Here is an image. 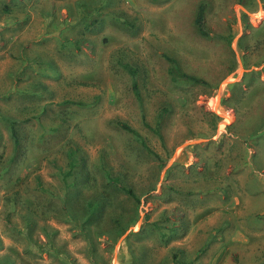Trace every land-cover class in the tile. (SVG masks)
I'll use <instances>...</instances> for the list:
<instances>
[{"label": "rangeland", "instance_id": "obj_1", "mask_svg": "<svg viewBox=\"0 0 264 264\" xmlns=\"http://www.w3.org/2000/svg\"><path fill=\"white\" fill-rule=\"evenodd\" d=\"M74 1L0 0V264H264V0Z\"/></svg>", "mask_w": 264, "mask_h": 264}, {"label": "crops", "instance_id": "obj_2", "mask_svg": "<svg viewBox=\"0 0 264 264\" xmlns=\"http://www.w3.org/2000/svg\"><path fill=\"white\" fill-rule=\"evenodd\" d=\"M13 1V4H15L17 1H14V0H12ZM59 2H58V5H62V0H58ZM22 3H24V6L26 5V3H25V0H20V2H17V4H22ZM74 3H79L78 2V0L77 1H74ZM68 10V9H67ZM30 13H33V12H29V14H27V15H30ZM11 18H12V16H11ZM30 18H26L25 16H24V18H22V19H20V20H18V19H14V17L12 18V23H13V30L15 31V30H17V29H21L20 30V32L21 31H23L24 29H25V31H27L28 30V28H29V26L31 25H33V19H31V20H29ZM48 21L46 20V21H44V23H47ZM43 23V26H45V24ZM3 25H4V23H3ZM1 28L3 29V26H1ZM0 28V29H1ZM1 29V30H2ZM12 29V28H11ZM20 32H18V30L17 31H15V33L13 34V38L12 39H17L18 37H19V34L20 35H22V33H20ZM23 35H25L24 33H23ZM33 58L34 57H27L26 56V60L28 61V60H33ZM253 163H254V159H252L251 160V168L253 169ZM261 195L262 194H259V197H254V194H253V197L250 199V200H263L262 198H260L261 197ZM232 200H243V198H240V197H235V198H233ZM246 200V199H245Z\"/></svg>", "mask_w": 264, "mask_h": 264}, {"label": "trees", "instance_id": "obj_3", "mask_svg": "<svg viewBox=\"0 0 264 264\" xmlns=\"http://www.w3.org/2000/svg\"><path fill=\"white\" fill-rule=\"evenodd\" d=\"M204 11H205V8H204V6L202 5V6L200 7V9H199V13H198V16H197V19H196V23H197V25H198V27H199L201 33L204 34V35H208L209 32H208V30H207V28H206V25H205ZM172 62L175 63L174 61H172ZM172 73L174 74V76L186 77V78H188V79H192V80H194V81H196V82H200V83H204V82H205L204 80H201V79H198V78H195V77L189 76V75H187V74H185V73H183V72H180V71L176 68V66H174V67L172 68ZM122 125H123V127H124L125 129H127V130H129V131H131V132H133V133H136V132L134 131V129L131 128L129 125H127V124H122ZM12 132H13V134H15L14 127H12ZM16 143H17V141H16ZM125 189H126V188H125ZM127 191H128L131 195H134V193H133L132 190L128 189Z\"/></svg>", "mask_w": 264, "mask_h": 264}]
</instances>
